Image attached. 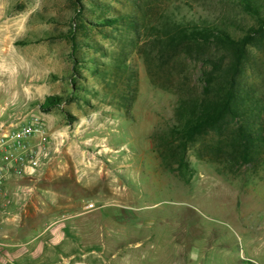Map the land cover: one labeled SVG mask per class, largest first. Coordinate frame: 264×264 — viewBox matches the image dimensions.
Listing matches in <instances>:
<instances>
[{
	"label": "rangeland",
	"instance_id": "374dc122",
	"mask_svg": "<svg viewBox=\"0 0 264 264\" xmlns=\"http://www.w3.org/2000/svg\"><path fill=\"white\" fill-rule=\"evenodd\" d=\"M71 1L0 0V125L38 124L44 140H32L48 153L33 174L21 165L9 173L5 181L16 196L1 200L0 211L77 209L76 231L71 221L61 225L62 244L47 245L52 227L29 248L41 246L42 256L32 252L12 262L6 254L0 264H264V165L223 167L190 150L191 175L167 170L159 151L175 123L176 96L150 83L135 53L128 58L137 72L129 116L111 104L121 83L103 84L81 68L71 86L70 49L60 38L69 28ZM148 4L165 7L168 0ZM195 7L210 19L237 17L219 0H198ZM27 39L36 42L21 44ZM85 39L113 49L96 32ZM82 54L107 61L90 48ZM200 71V64L191 66L193 85ZM256 74L264 95V70ZM80 86L74 102L39 109L46 96L67 95L71 88L77 95ZM74 239L77 255L70 258L67 245Z\"/></svg>",
	"mask_w": 264,
	"mask_h": 264
},
{
	"label": "trees",
	"instance_id": "16d2710c",
	"mask_svg": "<svg viewBox=\"0 0 264 264\" xmlns=\"http://www.w3.org/2000/svg\"><path fill=\"white\" fill-rule=\"evenodd\" d=\"M112 1H71L69 28L60 36L70 49V85L75 86L81 68L103 84L121 83L123 89L111 104L129 116L137 72L128 58L135 53L150 83L176 96L175 123L161 137L159 151L167 170L191 175L190 150L198 160L223 167L264 165V95L255 82L256 73L264 70V0H219L232 12L234 7L237 17L213 19L197 14L198 0H168L165 7L150 6V0ZM89 32L100 34L113 49L87 42ZM32 42L36 40L21 44ZM85 48L107 61L87 59ZM195 64L201 65L199 85L188 74ZM75 89L77 95L71 88L67 95L46 96L39 109L49 112L74 102L84 90Z\"/></svg>",
	"mask_w": 264,
	"mask_h": 264
},
{
	"label": "crops",
	"instance_id": "0c3cea01",
	"mask_svg": "<svg viewBox=\"0 0 264 264\" xmlns=\"http://www.w3.org/2000/svg\"><path fill=\"white\" fill-rule=\"evenodd\" d=\"M18 167L19 165L11 166L6 177L10 172L17 171ZM3 189L8 196H16V192H9L7 182L4 183ZM65 208L58 206L54 209L49 208L47 211H0V258L3 259L6 254L9 255L12 262L27 258L33 252L29 249L30 246L36 242L43 231L52 227L55 229L48 236L47 245L58 246L62 244L63 228L61 225L64 222L71 221L70 229L74 231L77 229V226L72 223L73 220L77 219V209L66 211ZM23 239L24 243L21 242ZM67 246L71 247L68 257L75 258L77 255V240H72ZM40 247L38 246L37 251L33 252L34 256H42L41 249L39 250Z\"/></svg>",
	"mask_w": 264,
	"mask_h": 264
},
{
	"label": "built area",
	"instance_id": "2783aa9c",
	"mask_svg": "<svg viewBox=\"0 0 264 264\" xmlns=\"http://www.w3.org/2000/svg\"><path fill=\"white\" fill-rule=\"evenodd\" d=\"M38 124L16 126L13 123L0 125V201H8L3 192L8 169L13 165H21L23 172L33 174L48 158L47 151L41 143L34 144L33 138L44 135Z\"/></svg>",
	"mask_w": 264,
	"mask_h": 264
}]
</instances>
